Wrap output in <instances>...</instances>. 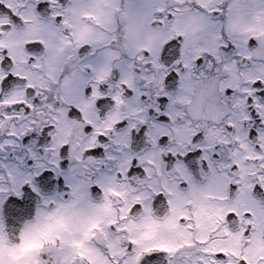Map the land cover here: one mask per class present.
Here are the masks:
<instances>
[{"label":"snow or ice","instance_id":"6c2138e0","mask_svg":"<svg viewBox=\"0 0 264 264\" xmlns=\"http://www.w3.org/2000/svg\"><path fill=\"white\" fill-rule=\"evenodd\" d=\"M0 264H264V0H0Z\"/></svg>","mask_w":264,"mask_h":264}]
</instances>
